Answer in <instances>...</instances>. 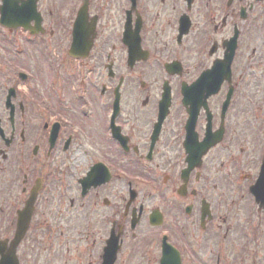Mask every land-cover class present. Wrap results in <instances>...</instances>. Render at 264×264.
<instances>
[{"label":"flooded vegetation","instance_id":"af4514ba","mask_svg":"<svg viewBox=\"0 0 264 264\" xmlns=\"http://www.w3.org/2000/svg\"><path fill=\"white\" fill-rule=\"evenodd\" d=\"M0 129L17 264H264V0H0Z\"/></svg>","mask_w":264,"mask_h":264},{"label":"water","instance_id":"95a60500","mask_svg":"<svg viewBox=\"0 0 264 264\" xmlns=\"http://www.w3.org/2000/svg\"><path fill=\"white\" fill-rule=\"evenodd\" d=\"M25 228H26V225L22 226L20 223V225L18 226V230H17L16 238L14 240V244H13L12 249L10 251H7L4 248V245L0 247V255L2 256L1 260H0V264H12V262H13V264H15L14 263L15 261L13 258L14 249H15L16 244L21 239V237L25 231Z\"/></svg>","mask_w":264,"mask_h":264}]
</instances>
